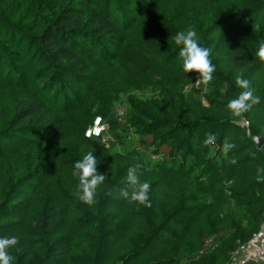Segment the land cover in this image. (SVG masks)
<instances>
[{
    "label": "trees",
    "instance_id": "obj_1",
    "mask_svg": "<svg viewBox=\"0 0 264 264\" xmlns=\"http://www.w3.org/2000/svg\"><path fill=\"white\" fill-rule=\"evenodd\" d=\"M189 27L212 50L207 85L181 66L174 36ZM261 42L264 0H0V237L17 238L13 264L227 263L264 220ZM241 69L260 103L234 117ZM97 116L108 128L87 137ZM89 151L107 176L91 206L73 175ZM138 163L150 207L119 195Z\"/></svg>",
    "mask_w": 264,
    "mask_h": 264
},
{
    "label": "clouds",
    "instance_id": "obj_2",
    "mask_svg": "<svg viewBox=\"0 0 264 264\" xmlns=\"http://www.w3.org/2000/svg\"><path fill=\"white\" fill-rule=\"evenodd\" d=\"M174 41L179 46L178 56L181 61L182 69L185 73L195 72L198 74L197 83L202 82L207 85L213 78L215 64L211 59L212 50L208 47L201 46L198 40V34L194 27L181 30L174 36ZM255 55L264 62V42H261ZM237 87L242 89L236 98L228 101L227 108L234 117H242L244 113L260 103V97L254 95L250 81L243 77L241 69L234 77ZM211 139V134H209ZM235 145L225 141V154L234 148ZM100 161L94 155V151L87 152L82 159L74 163L73 175L78 178V191L76 197L79 201L91 206L95 202L97 190L104 183L107 176L98 171L97 165ZM231 163H236L233 159ZM144 166L135 164L127 172L126 184L120 189L119 195L129 201L136 202L145 207L151 206L149 192L151 185L141 181ZM150 170V169H148ZM260 169H258L259 173ZM257 181H264V176L257 175ZM109 195L111 193H108ZM18 241L15 236L0 237V264H13L14 257L10 255L9 250L17 245Z\"/></svg>",
    "mask_w": 264,
    "mask_h": 264
},
{
    "label": "built area",
    "instance_id": "obj_3",
    "mask_svg": "<svg viewBox=\"0 0 264 264\" xmlns=\"http://www.w3.org/2000/svg\"><path fill=\"white\" fill-rule=\"evenodd\" d=\"M199 83H197L198 85ZM125 110V105L117 109V114L121 116ZM245 124H248L245 122ZM108 128V124L101 116L95 117L93 123L87 128L85 135L87 137H102ZM264 264V220L258 231L252 237L239 245L231 254L229 261L225 264Z\"/></svg>",
    "mask_w": 264,
    "mask_h": 264
},
{
    "label": "water",
    "instance_id": "obj_4",
    "mask_svg": "<svg viewBox=\"0 0 264 264\" xmlns=\"http://www.w3.org/2000/svg\"><path fill=\"white\" fill-rule=\"evenodd\" d=\"M254 142L257 144L258 147H263L264 142L258 136L254 137ZM247 264H254L253 262H248Z\"/></svg>",
    "mask_w": 264,
    "mask_h": 264
},
{
    "label": "rangeland",
    "instance_id": "obj_5",
    "mask_svg": "<svg viewBox=\"0 0 264 264\" xmlns=\"http://www.w3.org/2000/svg\"><path fill=\"white\" fill-rule=\"evenodd\" d=\"M141 94H144V93H141ZM106 140H107V137H104L103 140H102V142H105L106 143L107 142ZM107 145H110V143H107ZM114 149L115 150H120L121 148H119L118 146L117 147L115 146Z\"/></svg>",
    "mask_w": 264,
    "mask_h": 264
}]
</instances>
